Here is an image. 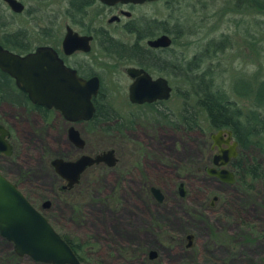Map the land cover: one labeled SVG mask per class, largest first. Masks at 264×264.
Here are the masks:
<instances>
[{"label":"rangeland","instance_id":"374dc122","mask_svg":"<svg viewBox=\"0 0 264 264\" xmlns=\"http://www.w3.org/2000/svg\"><path fill=\"white\" fill-rule=\"evenodd\" d=\"M24 1L27 6L35 3ZM259 1L261 9L248 0H156L133 8L131 19L168 20L169 30L183 31L168 52L157 53L172 63L168 71H152L165 77L172 88L170 98L155 106L159 111L177 115L184 100L190 108V71L179 62L187 63L206 49L210 58L200 63L199 72L210 73L211 69L229 105L253 111L251 92L236 93L234 82L240 79L251 84L264 79V0ZM46 3L18 20L26 21L32 30L37 22L43 25L55 16L64 32L69 23L65 2ZM107 27L123 44L135 42L136 35L125 32L122 25ZM139 43L145 47L146 39ZM103 51L93 44L90 52L78 56L101 77V102L111 107L119 121L131 112L147 111L128 101L130 79L124 68L132 63L111 53L110 46ZM153 110L148 115L155 117ZM0 118L11 131L12 144L11 155L0 154V172L19 185L62 237L70 239L79 251L80 264H264V177L246 190L239 184L224 185L190 174L208 160L211 140L203 112L199 122L204 133L141 121L139 127L125 132V144L116 132L94 131L91 135L83 131L89 141L84 150L95 153L116 147L121 162L113 168L95 166L71 192L58 190L60 179L51 165L54 158L72 159L77 153L68 143L67 124L55 114L43 120L23 106L1 102ZM76 127L83 130L81 124ZM258 139L264 144L263 131ZM131 141L140 142L144 151L134 152L137 146ZM247 152L251 165L261 167L264 174V153L253 143ZM181 183L183 195L178 190ZM149 185L160 189L161 201L153 197ZM213 196L220 198L210 205ZM44 202L48 206L43 207ZM189 234L191 245L187 246ZM150 251L155 252L152 258ZM0 264L48 263L17 255L0 235Z\"/></svg>","mask_w":264,"mask_h":264},{"label":"water","instance_id":"95a60500","mask_svg":"<svg viewBox=\"0 0 264 264\" xmlns=\"http://www.w3.org/2000/svg\"><path fill=\"white\" fill-rule=\"evenodd\" d=\"M11 8L17 12L22 11V4L16 0H6ZM106 3L133 2L143 3L155 0H101ZM63 41L65 52L70 53L81 48L89 50V37H78L68 30ZM82 42V43H81ZM171 37L160 34L149 39L147 44L153 48H167L171 45ZM0 69L7 72L15 80L16 86L22 89L35 103L53 106L65 116L66 119L76 121L78 118L88 119L92 116L94 106L91 99L98 94L99 78L93 76L87 80L77 76L74 70L66 68L61 60L57 59L48 47L38 48L34 53L19 56L0 46ZM128 76L134 80L128 87V98L134 103L154 102L168 100L172 88L168 80L163 76L152 77L145 69L128 67ZM69 136L79 147L83 145V139L79 132L71 126ZM228 143L231 139V131L227 130ZM217 135L211 139L219 144ZM9 131L0 124V153L7 156L12 153V145L8 141ZM220 145V144H219ZM237 142L229 145L224 162L236 155ZM104 162L108 166L115 164L112 152H104L95 156L81 155L77 160H64L54 158L51 165L62 178L67 180V186L71 187L78 181L80 173L92 164ZM214 162H216L214 160ZM214 174V169H209ZM223 180L233 181L231 174L226 170L218 172ZM223 174L229 175L228 179ZM179 194H184L183 184L178 186ZM150 192L157 201L163 199L160 189L152 186ZM43 203V207L48 206ZM0 235L13 245L15 253L19 256H28L36 262L48 264H80V261L63 237L53 228L47 218L36 209L17 188L0 172ZM191 235H187V246L191 245ZM155 256L154 251L149 252V257Z\"/></svg>","mask_w":264,"mask_h":264},{"label":"flooded vegetation","instance_id":"af4514ba","mask_svg":"<svg viewBox=\"0 0 264 264\" xmlns=\"http://www.w3.org/2000/svg\"><path fill=\"white\" fill-rule=\"evenodd\" d=\"M16 1L20 2L23 6L22 11L20 12L13 10L6 0H0V46L3 49L11 53L17 54L19 56H25L27 54L34 53L38 48H41V47H48L52 50L56 58L61 60L62 64L66 68L74 70L77 76L81 77L82 79L87 80L93 76H97L99 78V91L101 88V77L98 74H96L92 68L87 66L85 62H83L80 58H78V56L81 54L90 52L93 44L97 45L99 49L101 50V52L104 53L103 50L108 49L110 42L122 43L120 40L110 35V30L107 27L110 24H115V25L120 24L122 25V28H124L125 32L129 34H136V32L140 31L142 27V22L144 20L141 21L138 19H131L133 8L136 5H140L146 2H153V1H145L143 3H133V2L124 3V2L118 1V2L110 4V3L103 2L101 0H34L35 3L27 6L26 5L27 2L24 0H16ZM46 1L51 2V3L53 2L54 4L55 2L57 3H61L62 1L65 2L66 7L64 11V16L67 17V19L69 20V23L65 24L64 32L61 31V26H58L56 24L55 16H50L49 19L45 20L44 22L46 25L45 24L39 25V22H37L36 24L37 27L32 30H31V27L27 25L26 21H24L23 19L22 21L18 20V18L20 17H26V15L29 14L30 10L39 11L40 10L39 8L42 9L43 7H46V4H47ZM88 9H91V11ZM87 18H89L88 21H86ZM124 18H127L128 21L122 22ZM105 19H106V25H105ZM14 25L16 26L15 29H14L15 27ZM68 30H70L72 34H76L78 37H89L88 39L89 50L84 51L83 49L78 48V49L73 50L70 53L65 52L64 47H63V41L69 32ZM162 34H166V33H162ZM157 36L145 38L146 48L150 49L149 54L150 56H153V57L156 54L155 51L166 49V48H153L147 44V41L149 39L155 38ZM115 54L117 55L119 59H121V57L123 56V55H119L118 53H115ZM146 62L149 65H154L156 63L155 59H152V58L146 59ZM133 66L138 67V68H143L152 77H157L153 75L151 71L147 70L146 68L142 66L136 65V64L135 65L128 64L127 66H125L124 72L126 75H127L126 69L128 67H133ZM128 77L130 79V83H129L130 85L134 79L131 78L130 76ZM0 90L3 93H5V94L0 95V102L2 104H7V103L10 105L14 104V102L12 101L14 91H20L26 95L28 100L24 102L25 104H21L18 106L20 107L23 106L24 108L28 109L29 112L36 113L43 120L44 119L47 120L50 116L55 114L56 116H58L59 119H61L64 122L65 125L67 124L66 135H67L68 143L76 149L77 153L72 159L63 158L64 160L74 161V160H77V158H79L81 155L95 156L97 154H102L108 151L112 152V156L115 158V164L113 166H108L104 162H99L98 164H92L91 166L86 167L80 173L78 181L74 183L73 186L71 187L67 186V180H65L59 174L56 173L60 179V184L58 186V190L60 192H71L74 189H76V187H78L80 183L84 181L85 177H87L88 174L91 173L92 168H94L97 165H102V166H107L108 168H113V167H116L121 162L120 158L118 157L119 154L116 151V147L111 146V147H108L107 149L96 151L95 153H93L92 151L88 152V150H84V147L89 144V141L84 139L83 131H85L86 134H91V135H93L94 133V125L92 122L94 113L96 111V104H95L94 99L97 97L98 94L91 99L92 104L94 106V111L92 113V116L88 119L78 118V120L76 121H71V120L66 119L65 116L61 113V111H59L53 106H48V105L32 102L29 96L27 95V93H25L22 89L16 86L14 78L10 76L7 72L1 69H0ZM128 101L130 104L134 105L139 110L142 108L144 109L147 108L150 112H147L148 111L147 110L144 113H140L137 115H134V113L131 112L130 114L126 115L127 117L120 118L122 120H121V123L118 129L116 127L112 128L114 127L113 124L115 123H108L110 125V128L114 129L116 134L120 135L121 138L124 139L123 141L126 140L125 132L136 126L139 127L138 124L141 121H145L148 124H151L152 126L161 125L163 127H170L164 124L163 122H158L156 116L152 117V115H148L152 111L151 109L152 105H158L159 103L166 101V100L134 103V102H131L128 98ZM138 120L140 121L138 122ZM0 124L3 125L9 131L10 136L8 137V141L11 144L10 129L7 128L2 118H0ZM77 124H81L83 127V130L77 129L76 127ZM71 126H73L79 132V136L83 139V145L80 147L75 142H73L69 136L68 129ZM170 129H173V128L170 127ZM183 129H180V130H183ZM200 129L203 131V133L205 132V128L203 126ZM227 130L231 131V139L229 140L228 143H225L224 140L227 139V133H226ZM219 131H221V134L217 140H219L220 145L215 144L214 141L211 139V136L217 135ZM183 132H189V131L183 130ZM209 136H210L211 142H210L209 149H208L209 155H208L207 163L200 164L195 169H193V172L190 173L191 176L198 177V178L206 176L224 185H233L234 183L235 185L236 184L240 185L239 178L241 175H240L239 168L243 167L244 164H243V157L241 156L240 144L238 140L236 139L233 131L228 128H218L215 130H210ZM234 141L237 142V145L235 147L236 155L228 158L227 163L225 165H222L221 163L224 162V159L226 157V154L224 152L228 150L229 145L232 144ZM131 142L133 143L134 147L137 146L136 148L132 149L134 150V152L144 151L143 146L142 144H140V142H137V141H131ZM126 143L127 141H125V144ZM0 154H3V153H0ZM249 159L251 160V158ZM214 160L216 162H214ZM209 169H214L215 171L214 174H210L208 172ZM222 170H226L227 172L231 174L230 177L233 178L232 182H229V180H223V178H221L219 174H217L218 172H221ZM223 175L225 179L229 178V175L227 174H223ZM15 184L17 185V188H19V185L16 182ZM152 186L153 185H149V187H152ZM247 189L248 188H246V190ZM219 198H220L219 196H213L212 200L210 201V205H212ZM63 239L65 240L64 237ZM73 251L75 252V254L77 255L80 261L78 253L74 249Z\"/></svg>","mask_w":264,"mask_h":264},{"label":"trees","instance_id":"16d2710c","mask_svg":"<svg viewBox=\"0 0 264 264\" xmlns=\"http://www.w3.org/2000/svg\"><path fill=\"white\" fill-rule=\"evenodd\" d=\"M253 2L256 8L261 9L259 0H248ZM177 20V19H175ZM178 21V25L180 20ZM169 21H156L155 19H147L142 22L140 31L136 32L135 42L130 45H126L118 42H110V52L118 53L123 55L121 59L126 62H131L146 68L149 71L157 73L165 72L170 70L172 65L169 58H161L158 56L159 53L168 52V48L155 51V56H150V49L143 47L139 42L147 37H154L160 33H168L172 35V43L181 35L182 28H178V31L174 32L169 30L167 27ZM176 24V23H175ZM176 24V26H177ZM207 50V49H206ZM206 50L194 55L190 61L179 62L180 66L187 71L189 75L191 91L188 93V98L192 99L190 108L187 107V101H183V109L177 115L172 112H161L152 105L151 109H154L156 113L157 121L163 122L167 126L173 129H183L186 131L201 130L200 117L201 113H204L207 122V130H215L218 128H228L233 131L236 139L240 144L241 156L243 157L244 166L239 168L240 178L239 183L244 188H252V185L256 180L264 177V174L260 172L258 166L251 165L249 159L248 149L253 143L256 149L264 153V144L258 139L261 132H264V113L261 109H264V79L254 80L251 84L240 79H236L234 82V91L239 94H249L251 92L253 97V111L243 112L237 106H230L227 102L228 98L226 95L215 85L214 74L209 69L206 72H199L200 63L208 57ZM215 51V50H214ZM213 51V52H214ZM155 59L154 65H149L146 59ZM193 72V73H192ZM195 72V73H194ZM242 86L244 89H242ZM5 94L0 90V95ZM185 99V97H184ZM28 100L26 95L20 91H14L13 102L14 104L21 105ZM189 100V101H190ZM96 104V111L94 113L92 122L94 125V131L103 133L115 132L114 129L110 128L108 123L113 124L114 127H119L121 121L114 114L111 107L106 103L101 102V95L94 99ZM260 111V112H259ZM152 113V112H151ZM253 164V163H252ZM260 170V171H259ZM65 241L71 245V247L78 253L76 246L68 239L64 237ZM215 239V236H213Z\"/></svg>","mask_w":264,"mask_h":264}]
</instances>
